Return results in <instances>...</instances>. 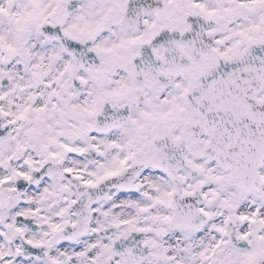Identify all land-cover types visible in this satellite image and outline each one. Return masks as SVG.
<instances>
[{"label": "snow or ice", "instance_id": "1", "mask_svg": "<svg viewBox=\"0 0 264 264\" xmlns=\"http://www.w3.org/2000/svg\"><path fill=\"white\" fill-rule=\"evenodd\" d=\"M0 264H264V0H0Z\"/></svg>", "mask_w": 264, "mask_h": 264}]
</instances>
